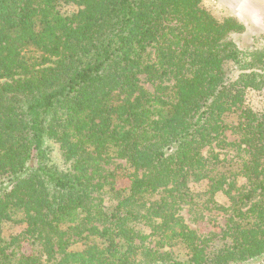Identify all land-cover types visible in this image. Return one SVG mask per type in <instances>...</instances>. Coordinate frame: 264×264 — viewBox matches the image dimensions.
I'll use <instances>...</instances> for the list:
<instances>
[{
  "label": "trees",
  "instance_id": "16d2710c",
  "mask_svg": "<svg viewBox=\"0 0 264 264\" xmlns=\"http://www.w3.org/2000/svg\"><path fill=\"white\" fill-rule=\"evenodd\" d=\"M245 31L203 0H0V225L24 226L0 264L264 258V42Z\"/></svg>",
  "mask_w": 264,
  "mask_h": 264
},
{
  "label": "rangeland",
  "instance_id": "374dc122",
  "mask_svg": "<svg viewBox=\"0 0 264 264\" xmlns=\"http://www.w3.org/2000/svg\"><path fill=\"white\" fill-rule=\"evenodd\" d=\"M217 3L221 5L219 8L216 6ZM72 7L76 8L75 6ZM206 7L209 8L218 18L232 16L245 25V33L237 36V39L242 46H248L251 44L255 36L261 38V41L264 42V0H210V6ZM251 100L255 103L264 101V91L252 93ZM227 134L230 139L236 137L230 132H227ZM52 160L56 162L61 161L60 151L58 150V146L55 144L52 146ZM243 180V178H240V182H243ZM192 188L195 194L201 195L200 197L197 196V207L199 209H203V214L209 215V219L213 218L218 220L220 223H224L226 221V214L222 210L216 209L211 204H208V208H205L204 206L203 201L206 200V196L202 192L206 189L205 184H196ZM217 199L220 204H226L228 202V198L223 194L218 195ZM190 208L195 207L192 205ZM184 212L187 213L188 216L190 215L188 206H185ZM193 215L194 211L191 212L190 217ZM197 227L203 231H208L209 229H214L215 225L214 221L209 220L208 222H200ZM23 229L24 226L21 224L4 222L0 225V236L8 238L10 235L20 233ZM74 246L76 248L79 247L78 244ZM247 264H264V258L254 260Z\"/></svg>",
  "mask_w": 264,
  "mask_h": 264
},
{
  "label": "clouds",
  "instance_id": "9594fccd",
  "mask_svg": "<svg viewBox=\"0 0 264 264\" xmlns=\"http://www.w3.org/2000/svg\"><path fill=\"white\" fill-rule=\"evenodd\" d=\"M205 6H210V0H203ZM218 8L221 6L219 3L216 5Z\"/></svg>",
  "mask_w": 264,
  "mask_h": 264
}]
</instances>
